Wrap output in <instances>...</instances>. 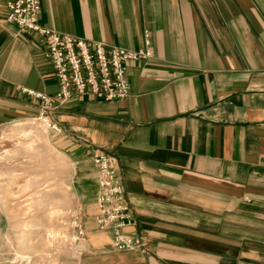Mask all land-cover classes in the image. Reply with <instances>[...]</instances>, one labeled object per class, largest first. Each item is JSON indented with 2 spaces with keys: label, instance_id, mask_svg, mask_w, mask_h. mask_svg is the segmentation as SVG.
Returning a JSON list of instances; mask_svg holds the SVG:
<instances>
[{
  "label": "crops",
  "instance_id": "1",
  "mask_svg": "<svg viewBox=\"0 0 264 264\" xmlns=\"http://www.w3.org/2000/svg\"><path fill=\"white\" fill-rule=\"evenodd\" d=\"M0 0V123L35 116L56 80L36 33ZM58 32L152 56L126 59L128 94L67 98L48 111L85 239L56 264H264V0H39ZM144 30L149 38L143 42ZM116 160L142 247L95 225L96 152ZM0 216V249L6 232ZM6 242V243H5Z\"/></svg>",
  "mask_w": 264,
  "mask_h": 264
},
{
  "label": "built area",
  "instance_id": "2",
  "mask_svg": "<svg viewBox=\"0 0 264 264\" xmlns=\"http://www.w3.org/2000/svg\"><path fill=\"white\" fill-rule=\"evenodd\" d=\"M4 4L6 20L14 23L21 31L36 33L43 43L42 54L51 63L57 84L52 93L34 91L27 87L21 89L41 100L39 111L34 117L43 120L53 131L61 128L48 111L58 103L84 94L100 99H121L129 90L125 60L152 56L147 46L129 49L102 40L61 33L42 25L37 20L39 0H5ZM143 42H149L145 30ZM92 162L97 169L96 227L111 228L114 231L111 245L116 249L141 248L142 240L123 230L130 223V207L117 173L115 158L109 153L97 152ZM76 211L75 208L69 209L67 219H58L53 225L44 227L42 236L47 257L58 256L64 248L69 250L71 257H76L82 250L85 233ZM7 252L10 254V251ZM9 254L0 249V262L7 261ZM29 259L28 255L22 254L10 257L9 261L27 264Z\"/></svg>",
  "mask_w": 264,
  "mask_h": 264
},
{
  "label": "rangeland",
  "instance_id": "3",
  "mask_svg": "<svg viewBox=\"0 0 264 264\" xmlns=\"http://www.w3.org/2000/svg\"><path fill=\"white\" fill-rule=\"evenodd\" d=\"M52 133L34 116L0 123V216L8 225L10 250L0 264H16L9 258L22 254L29 256L27 264H56L57 256L45 255L44 227L67 219L73 208L81 224L80 209L71 206L66 182L60 181L69 166L52 144ZM68 251L64 248L58 256L73 258Z\"/></svg>",
  "mask_w": 264,
  "mask_h": 264
},
{
  "label": "bare ground",
  "instance_id": "4",
  "mask_svg": "<svg viewBox=\"0 0 264 264\" xmlns=\"http://www.w3.org/2000/svg\"><path fill=\"white\" fill-rule=\"evenodd\" d=\"M42 122L45 124V122L42 120Z\"/></svg>",
  "mask_w": 264,
  "mask_h": 264
}]
</instances>
